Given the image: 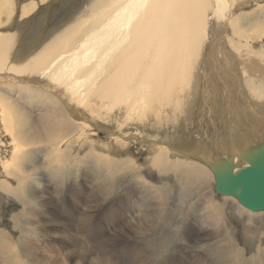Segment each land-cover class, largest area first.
<instances>
[{"label":"bare ground","instance_id":"obj_1","mask_svg":"<svg viewBox=\"0 0 264 264\" xmlns=\"http://www.w3.org/2000/svg\"><path fill=\"white\" fill-rule=\"evenodd\" d=\"M20 1L0 0V201L11 197L23 215L36 216L31 223L46 228L33 230L37 240L44 235L70 251L52 244L39 257L25 217L8 213L24 229L15 240L0 226V264H25L28 255L37 264H161L168 248L161 251L158 237L162 244L184 241L185 250L199 242L225 264H264V193L248 209L237 199L240 191L218 193L214 176L231 164L236 176L250 166L247 158L263 165L264 146L254 148L264 144V0H87L59 30L40 41L36 29L29 43L20 42L23 30L48 1ZM39 149L49 150L41 163ZM89 164L96 178L66 184L70 197L83 204L77 192L97 181L92 205L116 196L122 222L119 232L91 247L76 236H86L87 223H69L77 218L67 208L74 200L45 174L67 183ZM136 188L143 192L139 212ZM3 213L1 206L0 222ZM257 220L255 239L250 230ZM11 244L27 254L15 257ZM188 254L181 256L192 259ZM168 259L178 264L182 257Z\"/></svg>","mask_w":264,"mask_h":264},{"label":"rangeland","instance_id":"obj_2","mask_svg":"<svg viewBox=\"0 0 264 264\" xmlns=\"http://www.w3.org/2000/svg\"><path fill=\"white\" fill-rule=\"evenodd\" d=\"M48 2L47 3H43L42 4V6L39 8V10L34 14V15H32L31 16V19H30V21H29V25H26L25 26V28H24V30H23V32H24V34L20 37V42H22V43H29V38H31V37H33V33H35L37 30L36 29H39L40 30V36L38 37L39 38V40L41 41V39L44 37V36H47V35H52V34H50V33H54L55 31H57V30H59V28H60V25H62V23H64V24H66L68 21H70L69 19H73L75 16H76V14H78V12L79 11H81V10H83V9H85L86 7H87V3H88V1L87 0H47ZM20 0H16V3H19L20 4ZM91 3V2H90ZM49 6V8H47L48 6ZM47 6V7H46ZM250 7H252V6H250ZM250 7H247L248 9L250 8ZM42 8V9H41ZM45 9V10H44ZM54 9V10H53ZM59 9V10H58ZM248 9H246V10H243V11H247ZM18 11H20V9H18ZM52 11V14L50 13V12ZM54 11V12H53ZM74 11V12H73ZM47 12V13H46ZM75 12H76V14H75ZM18 14L16 15V17H15V23L16 24H13V25H15V28L17 27V25L18 24H20L21 22H19L20 21V19H21V17H19V14H20V12H17ZM49 13L51 14V16H50V20L46 23L45 22V25H44V23H41V17H42V15H46L47 14V16L49 15ZM75 15V16H73V15ZM41 15V16H40ZM72 15V16H71ZM34 16V17H33ZM69 19H68V18ZM68 20V21H66V20ZM36 22V23H35ZM58 22H60V23H58ZM62 22V23H61ZM57 23V24H56ZM34 24V25H33ZM63 24V25H64ZM37 25V26H36ZM56 25H57V27H56ZM54 26V27H53ZM39 30H38V32H39ZM49 33V34H48ZM32 35V36H31ZM43 40V39H42ZM32 43V42H31ZM32 47H34V42L32 43ZM12 96H16V95H12ZM181 126H182V124H181ZM186 126V123L185 122H183V128ZM163 128H165V126L163 127ZM182 129V128H181ZM181 129H179L178 131H180ZM128 130H130V129H127L126 131L128 132ZM183 131V129L181 130V132ZM200 132H202V131H200ZM129 133V132H128ZM160 134H163L164 132L163 131H161V132H159ZM130 134V133H129ZM178 134V133H177ZM108 134H107V132L106 131H97V137L98 138H100V139H105V136H107ZM179 135V134H178ZM45 153H44V152ZM49 150H45V149H39V151L37 152V150H36V152L37 153H40L39 155L35 152V154L37 155L36 157L39 159V163H41V162H44L46 159H45V154L48 152ZM75 151H73V153H72V155H74L75 153H74ZM42 153H44V154H42ZM146 156V154L144 153V156H140L139 158H140V160H142V159H144V157ZM41 157V158H40ZM142 158V159H141ZM84 166V167H83ZM82 166V168L80 169L81 171H85V178L83 179V172H79L78 174H76V177H74L72 180H71V182H67V183H62V181L64 180L63 178H57V179H52V177L48 174L47 175V172L44 170V169H42L43 171H45V174H46V178L48 179V181H49V184L51 183V185L52 186H55V184H56V189H60V190H63L62 192H65V193H63V194H66L67 195V197H70L71 195L68 193V190L66 189L69 185L70 186H75V184H76V186H80L81 185V183L89 176V175H91L92 177H94V178H96V171H95V168L96 167H94V165L93 164H89V165H87V166H85V165H83ZM90 168V169H89ZM91 168H92V170H91ZM85 169V170H84ZM88 169V170H87ZM94 170V171H93ZM68 171V170H67ZM89 171V172H88ZM86 172H87V176H86ZM94 174V175H93ZM79 175V176H78ZM49 176V177H48ZM50 178V179H49ZM62 180V181H61ZM81 181V182H80ZM73 182H75V183H73ZM57 183L59 184V185H57ZM96 183H97V181L95 182V184L92 182L90 185H89V188L90 187H92V189H89V191H85V189L86 188H81V190H82V192H77V194H79L80 196H81V199H82V201L81 202H83V204H81V203H79V201H76V200H74L73 198H71V199H73L74 200V204H73V202L70 204V206H68L67 208L68 209H70L72 212H73V215L75 216V217H77L76 219H70L69 217V220L71 221V222H69V223H71L75 228H79V227H81L82 226V224L83 223H81V222H77L76 220H79L80 218L85 222V223H87V232L85 233V235L86 236H83V235H81V236H83V237H87V238H83V237H80V236H78L77 234H76V236L77 237H79V239L83 242H85L84 244H87V245H90L89 247H91L92 246V243L93 244H96L97 242H101L104 238H106L107 236H109V235H111V234H113V233H117V232H119V227L122 225V222L121 221H119V220H117V211H118V202H117V200H116V196H114L113 198H109V200L108 201H106V202H104V201H100V202H98V203H94L93 205H92V203H91V200H92V197H93V195L96 193V191L97 190H95V186H96ZM106 183V182H105ZM61 184V185H60ZM66 184H68V186L66 185ZM36 185H38V183H36ZM94 185V186H93ZM55 188V187H54ZM80 188V187H79ZM79 190V189H78ZM88 192V193H87ZM85 193H86V195H85ZM136 194H137V200L139 201L138 203H139V205L137 206V211L139 212L140 211V204L142 203V200H143V198H142V196H143V192L141 191V190H138V188H136V192H135ZM83 194V195H82ZM57 195V194H56ZM89 196V197H88ZM138 197H140V198H138ZM9 200H12V201H9ZM4 202H6V203H4ZM78 204H77V203ZM141 202V203H140ZM76 203V204H75ZM3 207L4 208V213H3V216H2V219H1V222H0V226H1V228H3V230H8V231H10L11 233H13V237H14V239L15 240H21L20 238L22 237V231L21 230H23L24 228H19V227H16L15 226V224H14V222H13V220L12 219H8V213H13V215H14V219L15 218H18L19 220H21V219H23L24 217V227H25V231H27V233H26V235H27V237H28V239H29V243H31V244H34L35 246L34 247H32V252L33 253H37L38 254V256L40 257L41 255H43V252L45 253V252H49V251H51V245L53 244L54 246H53V248L55 249H57V250H60L61 249V247H62V245L60 244V243H58V242H55L54 243V241L53 240H51L50 238H48L47 236H39V238H38V240L36 239V233L33 231L34 229H36V231H42L43 230V233H45V227L44 226H37V225H33L31 222L33 221V220H35L36 219V216H34V215H31V214H25V215H23L24 213H22V212H20L19 210H18V208L20 207V205L19 204H16L14 201H13V198H11V197H9V198H7V199H1V201H0V207ZM84 206V207H83ZM40 209H42V207H40ZM104 213V214H103ZM111 213V214H110ZM113 213L115 214V215H113ZM78 214V215H77ZM98 215V216H97ZM104 215V216H103ZM123 215V214H122ZM125 215V216H124ZM124 215H123V217L125 218V220H127L126 222H128V224H131L132 222H133V220L134 219H132V218H129L128 216V213L127 212H124ZM23 216V218H21ZM115 216V217H114ZM200 216H202V214H200ZM67 217V216H66ZM88 218H90V219H88ZM119 219V218H118ZM259 222H262V221H260V220H257L256 222H255V225H254V227H253V229L252 230H250V234L253 236V237H255V239H256V237H259V229H258V227H260V223ZM12 223H13V228H12ZM100 223V224H99ZM90 224V225H89ZM96 224V225H95ZM121 224V225H120ZM127 224V223H126ZM115 225V226H114ZM236 225H237V223H236ZM43 227V228H42ZM95 227V228H94ZM75 228H73V230L75 229ZM92 228V229H91ZM176 228H177V225H176ZM93 230L92 232H91V230ZM105 229H106V231H105ZM109 229L111 230V231H109ZM113 229V230H112ZM40 231V232H41ZM75 231V233H77L78 232V230H74ZM108 231V232H107ZM103 232V233H102ZM256 232H257V236H256ZM21 233V234H20ZM20 235H21V237H20ZM107 235V236H106ZM91 236V237H90ZM90 237V238H89ZM94 237H96V242H92L93 240H92V238H94ZM159 238V241H160V243L161 244H159L160 246H158V247H161V251H164L165 250V248H164V246L166 247L167 246V248H168V250H167V252H166V256H167V258H166V260H164L161 264H172L171 263V261H170V259H168V257L169 258H172L173 259V261H174V259H177L178 257L179 258H181L182 257V259H180L179 260V262H178V264H201V262L202 261H205L204 259H210L209 260V264H223L225 261H226V259H216L215 258V255L214 254H212L211 252H212V249L210 248H208V249H205V248H207V247H205L204 245H202V248H200V247H198V246H201V243H199V242H196V244H194V243H191V242H189V246L188 247H190V249H188V250H185V248H186V246H184V244H185V242L183 241V242H181V243H179V241H176V242H174L173 241V244H167L168 243V241H167V243L165 242V244H162V241L161 240H163V238L162 237H158ZM162 238V239H161ZM86 240V241H85ZM179 240V239H178ZM259 239H257V241H258ZM50 241H52V242H50ZM17 242V241H16ZM40 242H41V244H40ZM40 244V245H43V244H45L46 245V248H45V250L43 249L44 247H39L37 244ZM50 243V244H49ZM89 243V244H88ZM177 243V244H176ZM183 243V244H182ZM142 244V243H141ZM200 244V245H199ZM257 244V243H256ZM68 245H70V244H68ZM169 245V246H168ZM181 245V246H180ZM191 245V246H190ZM195 245V246H194ZM255 246V247H254ZM59 249H58V248ZM170 247V248H169ZM182 247L184 248V252L182 253ZM195 247H196V249H195ZM203 247H205V248H203ZM220 248H219V250L220 249H222L221 251L222 252H225L226 250L224 249V248H222L221 246H219ZM63 248V247H62ZM98 248V247H97ZM198 248V249H197ZM253 249H255L256 248V245H253V247H252ZM11 249H12V252H13V254H14V256L16 257V256H20V255H26L27 254V252L26 251H21V249L19 248V245H14V244H11ZM200 249V250H199ZM203 249V250H202ZM63 250L64 251H70V249H68L67 247H65V248H63ZM191 250V251H190ZM195 250V251H194ZM204 250L205 251H207V252H204ZM209 250H211L210 252H209ZM117 253H119L120 252V247H118L117 248V250H115ZM65 252V253H66ZM105 251H103L102 253H104ZM199 252L203 255L201 258L202 259H193V257H195V258H197V256H199ZM204 252V253H203ZM213 252H214V250H213ZM185 253H189L188 255H190L191 256V258L192 259H186V257H184V256H181V255H183V254H185ZM173 254V255H172ZM208 254V255H207ZM213 256H211V255ZM118 255V256H117ZM119 255H121V254H116V253H114L113 254V258H120V256ZM148 255H151V254H148ZM178 255H180V256H178ZM176 257V258H175ZM205 257V258H204ZM210 257V258H209ZM150 258H152V259H157L158 257H156V258H154V257H152V256H150ZM185 258V259H184ZM34 259H36L34 256H30V255H28V256H26L25 257V259H21L22 261H24V263L25 264H37L35 261H34ZM160 259V258H159ZM184 259V260H183ZM56 260V259H55ZM90 259H73V260H70V259H57L56 260V262L55 263H52V262H50L48 259H45V264H96V262L95 263H91L90 261H89ZM102 260V262L100 261L99 262V264H119L118 262H119V260L120 259H101ZM111 260V261H110ZM150 260V259H149ZM195 260V261H194ZM110 261V262H109ZM191 263H190V262ZM211 261H212V263H211ZM165 262V263H164ZM168 262V263H167ZM217 262V263H216ZM222 262V263H221ZM131 263V262H130ZM129 263V264H130ZM146 263V261H143L142 262V264H145ZM154 264H159L158 262H155L154 261ZM225 264V263H224Z\"/></svg>","mask_w":264,"mask_h":264},{"label":"water","instance_id":"obj_3","mask_svg":"<svg viewBox=\"0 0 264 264\" xmlns=\"http://www.w3.org/2000/svg\"><path fill=\"white\" fill-rule=\"evenodd\" d=\"M264 144L255 147L254 150L263 147ZM253 150V151H254ZM259 157L261 158V162L263 165H260L258 162L253 163L250 159H246L249 167L242 168L241 171L236 175L232 176V170L234 167L231 164V168L227 169L229 172L227 173L225 170L215 171V180H216V191L218 193H229L230 195H234L241 192V195L237 197L238 201L242 204L246 205L248 209L256 207V205H260L262 200H260V194L264 193V188L260 184V181H264V147L258 151ZM242 166L239 165V168ZM216 169L218 167H215ZM213 168V169H215ZM262 189V190H261ZM258 208L255 210H259Z\"/></svg>","mask_w":264,"mask_h":264}]
</instances>
